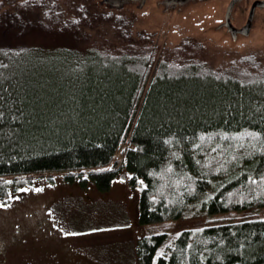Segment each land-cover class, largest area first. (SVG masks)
<instances>
[{"label":"trees","instance_id":"1","mask_svg":"<svg viewBox=\"0 0 264 264\" xmlns=\"http://www.w3.org/2000/svg\"><path fill=\"white\" fill-rule=\"evenodd\" d=\"M17 4L21 24L0 19L2 202L38 175L103 192L127 170L141 224L178 219L204 197L209 214L264 206V69L216 70L190 38L160 50L126 33L120 45L80 46L82 25L123 23L111 11L63 20L60 34L47 28V46L27 39L43 30L29 10L47 0ZM166 236L139 239L141 264ZM157 264H264V218L185 228Z\"/></svg>","mask_w":264,"mask_h":264},{"label":"rangeland","instance_id":"2","mask_svg":"<svg viewBox=\"0 0 264 264\" xmlns=\"http://www.w3.org/2000/svg\"><path fill=\"white\" fill-rule=\"evenodd\" d=\"M117 5L109 0H47L41 9L29 10V16H36L43 30L38 35L30 33L27 39L53 47L47 28L60 34L63 20H74L84 11L91 17L111 11L114 17L121 15L123 23L99 19L82 25L80 46L96 41L120 45L126 33L137 42L149 40L160 50L190 38L201 43L198 56L216 70L237 75L264 69V26L256 27L248 36L239 35L235 41L229 39L220 28L223 14L217 0H190L182 8L169 11L155 0H148L141 8ZM9 15L23 22L27 14L17 0H0V19ZM251 57L261 61L260 68L249 64ZM116 158L122 159L121 151ZM129 175L122 171L112 188L103 192L92 181L87 188L78 182L68 183L62 173H52L51 178L49 174L38 175L12 193L10 202L0 200V264H141L139 239L165 232L166 239L152 262L157 264L158 257L185 228L264 218V206L209 214L204 197L191 203L178 219L141 224L139 189L129 185Z\"/></svg>","mask_w":264,"mask_h":264},{"label":"flooded vegetation","instance_id":"3","mask_svg":"<svg viewBox=\"0 0 264 264\" xmlns=\"http://www.w3.org/2000/svg\"><path fill=\"white\" fill-rule=\"evenodd\" d=\"M119 8L143 7L148 0H117ZM156 5L164 4L165 10L182 8L190 0H155ZM221 15V30L234 40L246 35L258 26H264V0H217ZM242 30V31H241ZM249 34V35H250ZM227 38V39H228Z\"/></svg>","mask_w":264,"mask_h":264},{"label":"snow or ice","instance_id":"4","mask_svg":"<svg viewBox=\"0 0 264 264\" xmlns=\"http://www.w3.org/2000/svg\"><path fill=\"white\" fill-rule=\"evenodd\" d=\"M0 115H2V114H0ZM202 135V137L205 135V134H201ZM223 135L224 136H227L228 135V133H223ZM258 135V134H257ZM194 147H195V145H193ZM49 211H51V210H49ZM89 231H91V229H89Z\"/></svg>","mask_w":264,"mask_h":264},{"label":"water","instance_id":"5","mask_svg":"<svg viewBox=\"0 0 264 264\" xmlns=\"http://www.w3.org/2000/svg\"><path fill=\"white\" fill-rule=\"evenodd\" d=\"M109 1H112L115 4H118V1L117 0H109Z\"/></svg>","mask_w":264,"mask_h":264}]
</instances>
